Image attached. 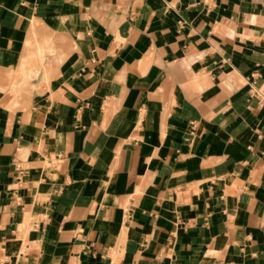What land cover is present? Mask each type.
<instances>
[{
  "label": "crops",
  "instance_id": "0c3cea01",
  "mask_svg": "<svg viewBox=\"0 0 264 264\" xmlns=\"http://www.w3.org/2000/svg\"><path fill=\"white\" fill-rule=\"evenodd\" d=\"M0 264H264V0H0Z\"/></svg>",
  "mask_w": 264,
  "mask_h": 264
}]
</instances>
